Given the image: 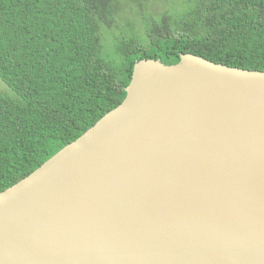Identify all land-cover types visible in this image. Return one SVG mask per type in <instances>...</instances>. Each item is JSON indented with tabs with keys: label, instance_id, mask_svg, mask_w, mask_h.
Returning <instances> with one entry per match:
<instances>
[{
	"label": "water",
	"instance_id": "obj_1",
	"mask_svg": "<svg viewBox=\"0 0 264 264\" xmlns=\"http://www.w3.org/2000/svg\"><path fill=\"white\" fill-rule=\"evenodd\" d=\"M0 192V264H264V71L181 54Z\"/></svg>",
	"mask_w": 264,
	"mask_h": 264
},
{
	"label": "trees",
	"instance_id": "obj_2",
	"mask_svg": "<svg viewBox=\"0 0 264 264\" xmlns=\"http://www.w3.org/2000/svg\"><path fill=\"white\" fill-rule=\"evenodd\" d=\"M129 1L142 27L122 18ZM138 1L0 0V78L14 93L0 94V192L122 103L139 60L264 71V0H166L158 15ZM120 21L129 32L109 33Z\"/></svg>",
	"mask_w": 264,
	"mask_h": 264
},
{
	"label": "rangeland",
	"instance_id": "obj_3",
	"mask_svg": "<svg viewBox=\"0 0 264 264\" xmlns=\"http://www.w3.org/2000/svg\"><path fill=\"white\" fill-rule=\"evenodd\" d=\"M185 0H176L177 2V8L180 7V5L182 3H184ZM140 2V0L138 1ZM166 5V0H144V4L141 8L142 12H148L147 14H155L158 15L160 12H162L164 10V6ZM127 8L129 9V12H126L124 10V8L122 9V18H130L132 20H134L136 22V24L140 27H142L143 25H140L139 23V19L138 16L135 15L133 10H130V8L132 6H134L135 8V3L132 4V1H129L126 4ZM125 7V6H124ZM125 22L124 21H120L118 22V26L113 29V30H108L109 33H111V31H124V32H129V28H127L126 26H124ZM105 31V30H104ZM108 32L104 33V36L106 39H109V34ZM104 51H102L103 56L105 57V59L110 60L113 57H111V51L110 50H105V48L103 49ZM114 56V55H113ZM0 94L2 95H9V96H14L13 91L6 85V83L0 78Z\"/></svg>",
	"mask_w": 264,
	"mask_h": 264
}]
</instances>
